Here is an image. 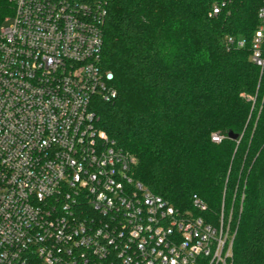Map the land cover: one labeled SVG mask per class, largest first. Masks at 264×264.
I'll use <instances>...</instances> for the list:
<instances>
[{
	"label": "built area",
	"instance_id": "obj_1",
	"mask_svg": "<svg viewBox=\"0 0 264 264\" xmlns=\"http://www.w3.org/2000/svg\"><path fill=\"white\" fill-rule=\"evenodd\" d=\"M9 2L11 24L0 27V264H234L236 194L215 219L196 194L191 209H178L134 178L137 159L96 126V104L117 97L100 66L106 0ZM258 18L250 60L262 71L264 7Z\"/></svg>",
	"mask_w": 264,
	"mask_h": 264
},
{
	"label": "trees",
	"instance_id": "obj_2",
	"mask_svg": "<svg viewBox=\"0 0 264 264\" xmlns=\"http://www.w3.org/2000/svg\"><path fill=\"white\" fill-rule=\"evenodd\" d=\"M263 7L106 0L103 26L100 66L113 74L117 97L96 104L97 128L137 159L134 178L178 209H191L196 194L203 216L215 219L236 194L234 264L264 261V69L250 60ZM11 15L0 0V27Z\"/></svg>",
	"mask_w": 264,
	"mask_h": 264
},
{
	"label": "water",
	"instance_id": "obj_3",
	"mask_svg": "<svg viewBox=\"0 0 264 264\" xmlns=\"http://www.w3.org/2000/svg\"><path fill=\"white\" fill-rule=\"evenodd\" d=\"M228 138H230L231 140H236V139H237V136H236L235 134H233L232 132H230V133L228 134ZM262 264H264V261H263Z\"/></svg>",
	"mask_w": 264,
	"mask_h": 264
},
{
	"label": "rangeland",
	"instance_id": "obj_4",
	"mask_svg": "<svg viewBox=\"0 0 264 264\" xmlns=\"http://www.w3.org/2000/svg\"><path fill=\"white\" fill-rule=\"evenodd\" d=\"M11 24V21L9 20V21H6L4 24H3V26L4 27H7V26H9Z\"/></svg>",
	"mask_w": 264,
	"mask_h": 264
}]
</instances>
